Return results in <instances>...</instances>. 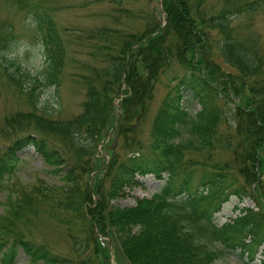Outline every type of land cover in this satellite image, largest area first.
I'll list each match as a JSON object with an SVG mask.
<instances>
[{"label": "trees", "instance_id": "16d2710c", "mask_svg": "<svg viewBox=\"0 0 264 264\" xmlns=\"http://www.w3.org/2000/svg\"><path fill=\"white\" fill-rule=\"evenodd\" d=\"M99 1L109 6L108 20L80 35L91 60L76 74L86 92L70 118L48 108L41 90L59 95L63 83L61 0L0 1L33 14L45 58L33 76L10 57L16 24L0 17V75L24 103L0 114V264H17L21 251L29 264H110L107 238L130 264H216L238 249L253 257L264 246V42L246 24L264 14V0ZM174 65L183 71L176 95L160 106L143 143L141 123ZM30 149L62 184L18 178L20 153ZM146 175L166 185L135 206L114 203ZM233 197L238 214L219 226L215 215ZM249 198L255 206L241 207ZM42 210L64 244L34 229Z\"/></svg>", "mask_w": 264, "mask_h": 264}, {"label": "rangeland", "instance_id": "374dc122", "mask_svg": "<svg viewBox=\"0 0 264 264\" xmlns=\"http://www.w3.org/2000/svg\"><path fill=\"white\" fill-rule=\"evenodd\" d=\"M1 1V0H0ZM157 1L155 5H159ZM61 9L55 14L56 19L62 30L65 42L68 46V58L67 64L63 75V83L60 87V94L58 95L55 87H43L42 100L45 105L50 109L58 110L56 113L58 117L70 118L73 117L82 110L81 103L85 99L86 88L78 82V72H86L82 64L84 61L90 62L91 57L89 55V46L87 45V39L80 35L85 34L88 30L94 29L97 26L105 23L108 20L105 13H108V5L104 1L99 0H61ZM140 6V5H138ZM104 14V16L102 15ZM10 17L16 24L15 38L16 47L10 57H15L27 69L33 76H39L45 58L42 52L41 44L39 43L35 34L34 26L35 20L33 14H17L15 10L7 11L3 9L0 4V17ZM125 22L127 20L125 19ZM126 24L132 23L129 21ZM253 24V27L264 42V14L256 15L253 20L248 22ZM81 38H80V37ZM182 69L177 65L172 66L162 76L157 84V88L152 101L149 104V108L145 119L141 123V133L138 138L147 143L149 139V133L160 106L163 104L166 98H171L176 95L178 80H175V76L182 73ZM32 82V81H30ZM117 99L116 102L119 103ZM24 105L22 100H19L14 95L12 89L5 84L4 78L0 75V114L7 113V111L13 108H18ZM200 105L197 101H193L191 110H199ZM106 142V141H105ZM122 144V140H120ZM102 147L99 145V148ZM222 160L228 159L227 153L219 154ZM190 157L203 158L202 154L190 153ZM20 163L17 169L19 179L24 183L33 184L38 179H44L50 184L60 185L63 182L60 177L53 172V167L46 165L41 157L33 150H27L20 153ZM262 174L263 170H262ZM140 185L132 187L129 191L130 194L124 198H118L114 200L116 205L122 207L135 206L137 203L136 198H152V196L160 191L165 185L166 180L158 179L154 175L138 176ZM264 178V176H263ZM176 187V186H174ZM4 195L0 191V212L4 208ZM239 203L238 198L233 197L229 202L225 203L220 212L215 215V222L221 226L224 223L232 222L238 214L235 210V206ZM255 199H246L245 203H241L242 206H255ZM44 210L40 212L43 213ZM33 222L34 229L42 230L43 227L51 233L52 238L64 244V234L59 230L53 229V222L43 213L40 218L35 217ZM110 242L112 250L111 257L109 259L110 264H130L127 258L124 256L120 249L119 243L112 238H107ZM217 246L220 247L218 243ZM264 246L260 247L255 254L242 253L241 249L226 254V257L216 264H264ZM17 264H29L28 256L21 251L17 257ZM36 264V263H35ZM37 264H43L37 263ZM107 264V263H105Z\"/></svg>", "mask_w": 264, "mask_h": 264}]
</instances>
